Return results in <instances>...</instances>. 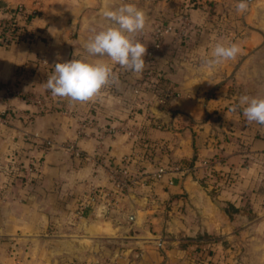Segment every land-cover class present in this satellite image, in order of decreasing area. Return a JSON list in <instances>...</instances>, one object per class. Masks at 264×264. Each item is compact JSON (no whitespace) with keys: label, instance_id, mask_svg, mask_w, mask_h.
<instances>
[{"label":"crops","instance_id":"1","mask_svg":"<svg viewBox=\"0 0 264 264\" xmlns=\"http://www.w3.org/2000/svg\"><path fill=\"white\" fill-rule=\"evenodd\" d=\"M237 3L0 0L25 10L23 41L0 47V264H264V125L238 106L264 98V0L243 14ZM125 4L145 13L147 50L155 24L192 25L165 37L149 81L85 48L110 26L103 11ZM218 43L242 52L210 69ZM71 60L106 63L119 83L83 103L53 96L47 80ZM31 157L39 169L24 174ZM120 169L115 207L81 210Z\"/></svg>","mask_w":264,"mask_h":264},{"label":"clouds","instance_id":"2","mask_svg":"<svg viewBox=\"0 0 264 264\" xmlns=\"http://www.w3.org/2000/svg\"><path fill=\"white\" fill-rule=\"evenodd\" d=\"M247 10L248 0H238L236 11L243 14ZM102 15L110 22V26L100 30L87 42V53L91 56H106L126 70L142 73L147 48L136 36L146 27L145 13L133 4H125L115 10L106 8ZM241 52L242 48L236 43L228 46L218 43L212 52V59L207 60L206 64L210 69L215 68L223 62L237 59ZM118 83L117 75L106 63L71 60L55 64L54 73L45 86L53 96L83 103L101 95L107 86ZM238 106H244L243 115L249 122L264 125V98L244 95L239 98ZM235 110L236 107L233 108Z\"/></svg>","mask_w":264,"mask_h":264},{"label":"built area","instance_id":"3","mask_svg":"<svg viewBox=\"0 0 264 264\" xmlns=\"http://www.w3.org/2000/svg\"><path fill=\"white\" fill-rule=\"evenodd\" d=\"M35 13V12H34ZM25 16V10L23 7L18 6L14 9L9 7L0 6V47H7L12 44H18L23 41L25 37L24 27L21 25L20 20ZM192 25L186 16H183L177 23H157L154 25L153 46L147 50L144 57L145 59V79L149 81L155 74V54L161 49L164 39L168 35H175L180 39H187ZM8 96L16 95L11 90H5ZM25 100L33 106L39 109H45L48 102L36 98L33 96L25 97ZM130 136L134 135V131H127ZM40 140V139H39ZM53 146L51 141L41 142V151L45 152ZM72 148V147H71ZM73 149V148H72ZM74 152H77L73 149ZM39 159L31 157L28 160L27 166L23 169L24 174H35L39 169ZM177 170V169H176ZM170 170L159 169L153 177L155 179L162 178ZM126 172L125 170H118L112 173L111 178L113 182L112 189L107 192L100 191L99 189H93L90 191L87 199L81 204L80 209L84 210L88 204L92 202L98 203L105 208L115 207V198L121 195V193L129 186V183L122 178ZM133 182V181H131Z\"/></svg>","mask_w":264,"mask_h":264}]
</instances>
